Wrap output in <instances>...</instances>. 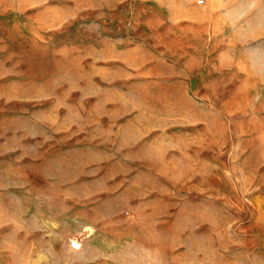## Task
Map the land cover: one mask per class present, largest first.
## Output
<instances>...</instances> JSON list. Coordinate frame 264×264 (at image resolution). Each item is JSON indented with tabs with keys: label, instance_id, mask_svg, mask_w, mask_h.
<instances>
[{
	"label": "rangeland",
	"instance_id": "1",
	"mask_svg": "<svg viewBox=\"0 0 264 264\" xmlns=\"http://www.w3.org/2000/svg\"><path fill=\"white\" fill-rule=\"evenodd\" d=\"M168 1L0 0V264H264V0Z\"/></svg>",
	"mask_w": 264,
	"mask_h": 264
},
{
	"label": "crops",
	"instance_id": "2",
	"mask_svg": "<svg viewBox=\"0 0 264 264\" xmlns=\"http://www.w3.org/2000/svg\"><path fill=\"white\" fill-rule=\"evenodd\" d=\"M177 1L169 0L159 13L164 18L160 24L167 25L169 37L185 42L196 34L207 35L211 26L208 10L203 5L194 4L193 0H185L183 3Z\"/></svg>",
	"mask_w": 264,
	"mask_h": 264
},
{
	"label": "built area",
	"instance_id": "3",
	"mask_svg": "<svg viewBox=\"0 0 264 264\" xmlns=\"http://www.w3.org/2000/svg\"><path fill=\"white\" fill-rule=\"evenodd\" d=\"M200 2H202V1H200Z\"/></svg>",
	"mask_w": 264,
	"mask_h": 264
}]
</instances>
